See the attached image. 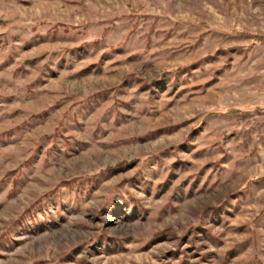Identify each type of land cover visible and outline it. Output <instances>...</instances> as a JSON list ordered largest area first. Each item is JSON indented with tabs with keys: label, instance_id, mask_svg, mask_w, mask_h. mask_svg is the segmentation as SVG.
Masks as SVG:
<instances>
[{
	"label": "rangeland",
	"instance_id": "1",
	"mask_svg": "<svg viewBox=\"0 0 264 264\" xmlns=\"http://www.w3.org/2000/svg\"><path fill=\"white\" fill-rule=\"evenodd\" d=\"M0 264H264V0H0Z\"/></svg>",
	"mask_w": 264,
	"mask_h": 264
}]
</instances>
